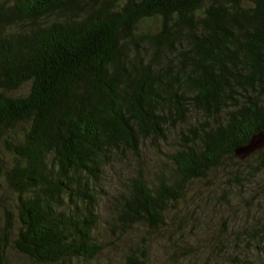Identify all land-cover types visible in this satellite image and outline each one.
<instances>
[{"label":"trees","instance_id":"trees-1","mask_svg":"<svg viewBox=\"0 0 264 264\" xmlns=\"http://www.w3.org/2000/svg\"><path fill=\"white\" fill-rule=\"evenodd\" d=\"M171 131L170 177L149 182L141 153ZM260 131L264 0H0V135L13 159L2 174L15 197L1 240L13 233L32 264H92L102 202L110 233L164 226L166 202ZM238 165L243 186L264 149Z\"/></svg>","mask_w":264,"mask_h":264},{"label":"rangeland","instance_id":"rangeland-1","mask_svg":"<svg viewBox=\"0 0 264 264\" xmlns=\"http://www.w3.org/2000/svg\"><path fill=\"white\" fill-rule=\"evenodd\" d=\"M140 27L145 32L155 30L152 22ZM26 91L23 86L6 94L16 97ZM4 140L8 138L0 135V264H32L11 247L13 233L6 236L2 248L4 219L15 198L2 174L13 164ZM175 147V132L171 131L160 152L147 148L142 151L147 181L153 183L155 176L170 177L172 167L167 154ZM241 171L236 159H222L218 168L190 182L176 201L166 202L165 224L155 230L137 225L124 236L108 232L103 223L109 219V206L102 202V224L97 234L102 248L92 264H125L128 255L141 260L142 249L144 264H264V237L249 238L253 227L264 228V171L243 186L234 182ZM103 187L106 197L112 194L111 187ZM12 225L13 230L15 221Z\"/></svg>","mask_w":264,"mask_h":264},{"label":"water","instance_id":"water-1","mask_svg":"<svg viewBox=\"0 0 264 264\" xmlns=\"http://www.w3.org/2000/svg\"><path fill=\"white\" fill-rule=\"evenodd\" d=\"M262 149H264V131L252 135L244 145L234 147L232 155L238 161H242Z\"/></svg>","mask_w":264,"mask_h":264}]
</instances>
